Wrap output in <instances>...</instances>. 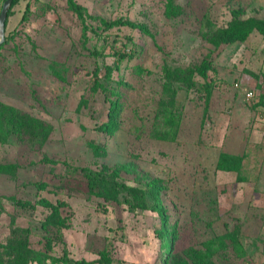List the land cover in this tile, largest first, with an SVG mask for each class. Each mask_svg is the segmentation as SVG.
<instances>
[{"label":"rangeland","instance_id":"374dc122","mask_svg":"<svg viewBox=\"0 0 264 264\" xmlns=\"http://www.w3.org/2000/svg\"><path fill=\"white\" fill-rule=\"evenodd\" d=\"M75 1L92 17H79L67 0H21L8 17L0 103L50 130L42 144L0 141V250L25 235L50 264H162L167 234L181 252L233 232L243 254L228 241L216 260L264 264V36L253 29L226 45L206 78L196 75L194 88L177 91L179 127L167 131L156 118L165 80L178 85L172 71L200 65L230 22L263 20L264 0ZM98 17L139 27L106 28ZM117 93L120 125L104 133L106 96ZM220 151L244 155L247 181L215 168ZM116 165L124 167L111 176ZM88 172L103 179L90 185ZM139 172L162 181L157 203L140 193ZM40 197L64 205L50 217L39 204L16 203Z\"/></svg>","mask_w":264,"mask_h":264},{"label":"trees","instance_id":"16d2710c","mask_svg":"<svg viewBox=\"0 0 264 264\" xmlns=\"http://www.w3.org/2000/svg\"><path fill=\"white\" fill-rule=\"evenodd\" d=\"M4 1V0H3ZM21 0H13L12 4L8 10L7 18L5 22V28L8 21V17L12 14V7L16 5ZM69 7L81 18L84 16L92 17L87 9L84 6L78 4L75 0H67ZM30 9V3L27 2L25 5L24 14L21 17V22L26 19V13ZM240 10L233 11L234 15H239ZM98 22L102 23L106 28H111L113 26H125L130 28H138L139 25L119 17L113 21H107L103 18H96ZM253 29H256L264 36V19L255 20V19H246V20H234L230 22L225 28H223L215 39L214 50L211 51L200 65L194 68L174 69L173 77L178 85L170 83V80H165L164 88L166 91V97H162L159 101V106L156 110V118L161 120V122L168 127L169 129H174V126L179 127L180 117L175 112L174 107L175 102L177 101V91L181 87L188 89L194 88L196 82L194 77L197 75L201 78H206L208 71L214 70V61L224 50L226 45L234 41H243ZM122 56V55H121ZM95 76H97L95 74ZM99 87L98 82L95 80L93 84V89L97 90ZM209 94V93H208ZM120 94L117 93L114 99H109L106 96V100L109 102L108 112H107V121L103 122L98 128L104 133L111 134L120 125V114L123 108V105L118 101ZM179 113V109H178ZM177 114V115H176ZM50 130V126L44 121L33 118L26 112L15 108L11 105H6L0 103V141L3 139L4 135H7L10 139L16 140L19 142L25 141L27 138L36 137L40 140L42 144L46 140V135ZM166 131V132H167ZM243 163L244 155L238 153H228L226 151H220L217 160L215 163V168L224 172H233L236 175V181L242 182L247 181L248 178L243 174ZM124 165H116L113 170L109 173L111 176H117L121 171ZM136 181L141 185L140 193L145 196L149 195L153 203H157L158 197L162 190V181L157 178H150L144 173L137 174ZM88 181L90 185H95L96 182L101 181L103 177L99 176L97 173L88 172L87 173ZM46 182H40L37 184L39 189L47 188ZM128 192H134L136 189L127 186L125 183L121 184ZM132 192V195H133ZM129 202V201H128ZM22 208L34 209L36 204L44 207L49 210L50 217L56 215L59 211V208L64 205L62 201H56L52 203L40 197L37 201H21L17 200ZM130 206H138L135 202H129ZM155 210L161 218L162 225L165 224V216L161 208L156 206ZM49 220L50 218L47 217ZM169 241L168 249L165 251V256L162 257V264H222L216 260V253L221 250L224 246H232L233 250L236 253L243 254L239 243L236 240V235L233 232L229 234H224V236L219 237L216 241L208 240L204 244V248H193L187 247L181 252H175L172 242L174 241L171 234L164 236ZM226 241V242H225ZM217 242V244H216ZM3 248L0 250V264H50L47 262V257L39 251H34L28 248V241L25 235L23 236H13L7 240L6 244L1 245ZM64 263L67 264V260H64ZM92 261H85L82 259H77L72 262V264H92ZM52 264V263H51Z\"/></svg>","mask_w":264,"mask_h":264},{"label":"water","instance_id":"95a60500","mask_svg":"<svg viewBox=\"0 0 264 264\" xmlns=\"http://www.w3.org/2000/svg\"><path fill=\"white\" fill-rule=\"evenodd\" d=\"M13 0H4L0 8V45L4 41L5 34V22L7 18L8 10Z\"/></svg>","mask_w":264,"mask_h":264},{"label":"built area","instance_id":"2783aa9c","mask_svg":"<svg viewBox=\"0 0 264 264\" xmlns=\"http://www.w3.org/2000/svg\"><path fill=\"white\" fill-rule=\"evenodd\" d=\"M244 95L247 99H250L253 97V92L251 90L245 91Z\"/></svg>","mask_w":264,"mask_h":264}]
</instances>
